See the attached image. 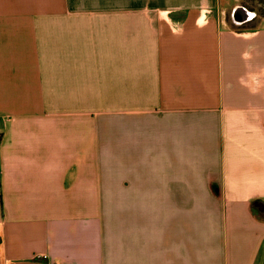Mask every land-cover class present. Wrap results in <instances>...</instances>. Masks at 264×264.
I'll return each instance as SVG.
<instances>
[{"label":"crops","instance_id":"crops-1","mask_svg":"<svg viewBox=\"0 0 264 264\" xmlns=\"http://www.w3.org/2000/svg\"><path fill=\"white\" fill-rule=\"evenodd\" d=\"M240 0H0V264H263L264 14Z\"/></svg>","mask_w":264,"mask_h":264},{"label":"rangeland","instance_id":"rangeland-1","mask_svg":"<svg viewBox=\"0 0 264 264\" xmlns=\"http://www.w3.org/2000/svg\"><path fill=\"white\" fill-rule=\"evenodd\" d=\"M246 4L249 9L255 11L256 14H264V0H240Z\"/></svg>","mask_w":264,"mask_h":264},{"label":"flooded vegetation","instance_id":"flooded-vegetation-1","mask_svg":"<svg viewBox=\"0 0 264 264\" xmlns=\"http://www.w3.org/2000/svg\"><path fill=\"white\" fill-rule=\"evenodd\" d=\"M255 11H253L252 9H248V12L242 10V9H236L235 12L233 13V17L236 21H241L245 18H247L248 16H251V13H253Z\"/></svg>","mask_w":264,"mask_h":264},{"label":"water","instance_id":"water-1","mask_svg":"<svg viewBox=\"0 0 264 264\" xmlns=\"http://www.w3.org/2000/svg\"><path fill=\"white\" fill-rule=\"evenodd\" d=\"M263 264H264V259H263Z\"/></svg>","mask_w":264,"mask_h":264},{"label":"built area","instance_id":"built-area-1","mask_svg":"<svg viewBox=\"0 0 264 264\" xmlns=\"http://www.w3.org/2000/svg\"><path fill=\"white\" fill-rule=\"evenodd\" d=\"M0 138H1V134H0Z\"/></svg>","mask_w":264,"mask_h":264}]
</instances>
